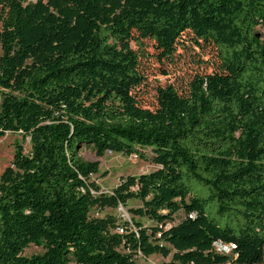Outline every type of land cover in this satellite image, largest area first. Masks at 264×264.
<instances>
[{
    "label": "trees",
    "instance_id": "1",
    "mask_svg": "<svg viewBox=\"0 0 264 264\" xmlns=\"http://www.w3.org/2000/svg\"><path fill=\"white\" fill-rule=\"evenodd\" d=\"M264 0H0V138L16 142L0 175V264L264 262ZM213 46L218 68L186 92L135 90L145 41L170 60L182 35ZM90 147L159 168L99 194ZM134 189V190H132ZM155 225L112 233L94 207H126ZM178 214L184 218L175 222ZM234 246L218 252L216 244ZM30 245L40 254L26 257Z\"/></svg>",
    "mask_w": 264,
    "mask_h": 264
},
{
    "label": "rangeland",
    "instance_id": "2",
    "mask_svg": "<svg viewBox=\"0 0 264 264\" xmlns=\"http://www.w3.org/2000/svg\"><path fill=\"white\" fill-rule=\"evenodd\" d=\"M30 1V0H28ZM260 39L264 40V30L257 29ZM145 49L148 54L147 58L141 59L140 70L144 81L140 87L135 90V95L144 108L153 110L157 104V90L167 86H172L178 93L187 91L189 83L198 75H209L218 68V55L216 49L204 44L197 46L193 36L184 33L174 56L168 59H160L154 44L145 41ZM18 142L22 145L24 153L30 151L29 139H23L19 133H6L0 138V175L11 165L14 145ZM146 159H140L136 156H124L115 153H106L102 158H97L90 147H83L80 156L86 161H99V171L92 175L88 182L93 183L99 188L95 196L99 194H112V190L129 176L137 177L141 174H147L157 170L159 167L151 161L152 153L149 149L142 151ZM134 190V189H132ZM142 207L138 199L127 201L126 207L118 205L117 207H94L90 216L93 218H111L114 222L112 233H116L117 227H134L133 222H139L143 227L150 228L155 225L145 216L134 215L131 210H137ZM184 218V215L178 214L175 222ZM126 231V228H125ZM42 249L34 245L28 246L23 255L30 257L42 253ZM172 253L164 258L159 255L144 257L141 254L135 256L139 264H163L171 259ZM264 264V262L262 263Z\"/></svg>",
    "mask_w": 264,
    "mask_h": 264
},
{
    "label": "built area",
    "instance_id": "3",
    "mask_svg": "<svg viewBox=\"0 0 264 264\" xmlns=\"http://www.w3.org/2000/svg\"><path fill=\"white\" fill-rule=\"evenodd\" d=\"M108 153H111V152H108ZM125 228H127V227H121V226H119V227H117V230H116V232L118 233V234H124L126 231H125ZM132 230H134V227H132ZM216 250L218 251V252H223V253H228L234 246H232V245H229V246H224V245H222L221 243H217L216 244Z\"/></svg>",
    "mask_w": 264,
    "mask_h": 264
},
{
    "label": "water",
    "instance_id": "4",
    "mask_svg": "<svg viewBox=\"0 0 264 264\" xmlns=\"http://www.w3.org/2000/svg\"><path fill=\"white\" fill-rule=\"evenodd\" d=\"M256 38H260V35L259 34H256Z\"/></svg>",
    "mask_w": 264,
    "mask_h": 264
}]
</instances>
